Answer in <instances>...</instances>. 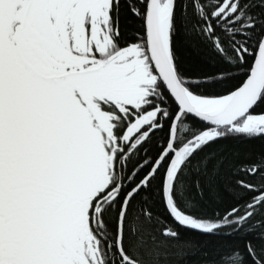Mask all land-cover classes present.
<instances>
[{
	"label": "snow or ice",
	"instance_id": "6c2138e0",
	"mask_svg": "<svg viewBox=\"0 0 264 264\" xmlns=\"http://www.w3.org/2000/svg\"><path fill=\"white\" fill-rule=\"evenodd\" d=\"M0 264H264V0H0Z\"/></svg>",
	"mask_w": 264,
	"mask_h": 264
}]
</instances>
